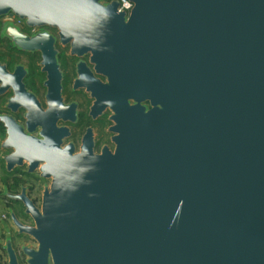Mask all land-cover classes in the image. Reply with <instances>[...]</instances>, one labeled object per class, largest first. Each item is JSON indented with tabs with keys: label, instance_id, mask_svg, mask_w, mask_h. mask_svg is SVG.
Masks as SVG:
<instances>
[{
	"label": "water",
	"instance_id": "water-1",
	"mask_svg": "<svg viewBox=\"0 0 264 264\" xmlns=\"http://www.w3.org/2000/svg\"><path fill=\"white\" fill-rule=\"evenodd\" d=\"M103 1L113 15L99 52L153 109L116 107L115 154L53 144L42 264H264V0H129L128 19ZM8 13L63 41L96 18L91 0H0ZM12 34L25 50L43 39ZM53 54L49 98L61 91Z\"/></svg>",
	"mask_w": 264,
	"mask_h": 264
},
{
	"label": "flooded vegetation",
	"instance_id": "flooded-vegetation-1",
	"mask_svg": "<svg viewBox=\"0 0 264 264\" xmlns=\"http://www.w3.org/2000/svg\"><path fill=\"white\" fill-rule=\"evenodd\" d=\"M111 2L116 1H103ZM126 15L128 19L130 13ZM12 32L27 40L43 39H38V49L25 50L15 44ZM49 40L52 49L44 48ZM43 48L52 53L47 65ZM53 52L61 91L49 98ZM107 57L93 48H74L72 39L62 40L59 28L31 27L13 13L0 16V264L35 259L42 264L35 234L44 197L54 183L53 144L72 149V156L85 149L94 157L115 154L114 139L124 120L115 118L116 107L125 100L128 106L139 103L146 113L153 109L150 97L122 78ZM82 73L91 82L81 80ZM50 101L57 104L55 110L49 111ZM49 264H54L52 257Z\"/></svg>",
	"mask_w": 264,
	"mask_h": 264
},
{
	"label": "clouds",
	"instance_id": "clouds-1",
	"mask_svg": "<svg viewBox=\"0 0 264 264\" xmlns=\"http://www.w3.org/2000/svg\"><path fill=\"white\" fill-rule=\"evenodd\" d=\"M92 4L94 5L96 18L94 23L90 28L87 29L89 35L85 38L78 37L70 32H66V36H70L72 39V43L75 47L79 48H93L96 50H106L102 47L105 40V34L107 31V27L112 19V12L109 8L105 7L103 4L99 3L98 0H91ZM127 7V5H125ZM59 27V25H57ZM63 31V30H62ZM83 81L91 82L90 78L82 73L79 77ZM14 79V78H13ZM57 108V104L55 102H49V111L55 110ZM49 139H51L49 137ZM54 143V141H53ZM87 150L85 149V153ZM15 157V153L13 154ZM91 168H81L80 171L84 175H82L79 179L80 184H90L91 180L86 178V174L91 171ZM60 185L58 184L57 187ZM72 190H76L72 188ZM95 193H89V196H94Z\"/></svg>",
	"mask_w": 264,
	"mask_h": 264
},
{
	"label": "built area",
	"instance_id": "built-area-1",
	"mask_svg": "<svg viewBox=\"0 0 264 264\" xmlns=\"http://www.w3.org/2000/svg\"><path fill=\"white\" fill-rule=\"evenodd\" d=\"M119 4V10L121 12L130 13L133 8V4L129 0H113ZM127 5V7H125Z\"/></svg>",
	"mask_w": 264,
	"mask_h": 264
}]
</instances>
